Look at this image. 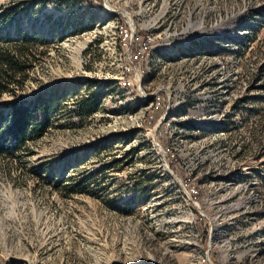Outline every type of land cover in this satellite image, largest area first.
Returning a JSON list of instances; mask_svg holds the SVG:
<instances>
[{
  "label": "rangeland",
  "instance_id": "1",
  "mask_svg": "<svg viewBox=\"0 0 264 264\" xmlns=\"http://www.w3.org/2000/svg\"><path fill=\"white\" fill-rule=\"evenodd\" d=\"M104 2L0 0V41L49 40L32 70L36 42H16L29 69L0 136L8 103L33 125L51 105L0 158V264H264V0ZM121 13L145 34L130 82Z\"/></svg>",
  "mask_w": 264,
  "mask_h": 264
},
{
  "label": "trees",
  "instance_id": "2",
  "mask_svg": "<svg viewBox=\"0 0 264 264\" xmlns=\"http://www.w3.org/2000/svg\"><path fill=\"white\" fill-rule=\"evenodd\" d=\"M143 33L140 32V36H144L145 34L143 35ZM20 41L23 44L36 42V48H34L33 50L30 49L31 47L29 48L31 70L33 68V61L35 60V57H37L36 54L39 51L38 47L42 46L44 43L49 42V40L44 38V36L38 37L36 33L29 32H22V34L17 35L16 40H12L9 38L6 41H0L4 42V44L0 48V95L3 91L14 92V89L10 87L9 83L18 81V74H24V72L29 69L28 66H25V64L23 65V62H26V59H24V61H21V57L23 56L24 51L27 50V48L18 47L16 42ZM132 47L133 50H136L134 44L132 45ZM24 56H26V53ZM48 101V98L44 99L41 111V114H43V118L42 121L38 123L40 125H33L32 123V113L37 110V106L33 105V107H31L28 104H25L23 101H16L7 104L9 108L8 115L11 118V123L5 128L4 134L0 136V158L11 156L26 144L27 140L31 138V135L39 137L42 134L43 130H45L49 126L51 117V105L48 103ZM148 101L149 100H147V102ZM3 118L4 114L0 111V119ZM197 201L199 204H201L200 194L197 195ZM197 225L199 231V239L202 242L203 247H206V240L208 236V225H206V220L203 217L198 216Z\"/></svg>",
  "mask_w": 264,
  "mask_h": 264
},
{
  "label": "built area",
  "instance_id": "3",
  "mask_svg": "<svg viewBox=\"0 0 264 264\" xmlns=\"http://www.w3.org/2000/svg\"><path fill=\"white\" fill-rule=\"evenodd\" d=\"M97 1H98V3H100L103 6L106 5L104 0H97ZM122 18H123V21H124V29L126 31L125 40H127V47H128V51L126 53L130 54L131 68H129V71H128L127 75H126L128 77V79H129V82H130V80H136V79H134V70H135V67H136V64H137L136 63V57L143 56V53L136 54V53L130 51L129 44H138L139 43V38H142V37L140 36V32L137 29L131 28V21L129 20L128 16H125V14H122ZM9 38L11 39V37H9ZM161 46L165 47L163 45L162 41H161ZM136 88H137L138 91L141 92V90L139 89V84L138 83H137V87ZM156 99H161L162 100V108H161V112L159 113V115L156 116V118H155V129H154L155 138L157 140H159L160 147L162 148L163 151H165L166 160H171L172 165H174L173 158L168 157V153L166 152L165 145L163 144V137H159L158 128H157V123H162V116L165 115V113L167 112L166 111V108L168 107L167 99H165L164 95L157 94L156 98L155 99H150V101L156 100ZM175 173L177 175V169L176 168H175ZM191 197H192V195H191ZM197 208H198V206H197ZM200 210L198 208V213L200 214L201 217H203V214L201 213ZM208 233H209V231H208ZM212 264H214L213 261H212Z\"/></svg>",
  "mask_w": 264,
  "mask_h": 264
},
{
  "label": "water",
  "instance_id": "4",
  "mask_svg": "<svg viewBox=\"0 0 264 264\" xmlns=\"http://www.w3.org/2000/svg\"><path fill=\"white\" fill-rule=\"evenodd\" d=\"M167 175L171 178V179H177V177L175 176V175H173L168 169H167ZM178 180V179H177ZM199 210H200V208H199ZM201 211V213L203 214V211L202 210H200Z\"/></svg>",
  "mask_w": 264,
  "mask_h": 264
},
{
  "label": "bare ground",
  "instance_id": "5",
  "mask_svg": "<svg viewBox=\"0 0 264 264\" xmlns=\"http://www.w3.org/2000/svg\"><path fill=\"white\" fill-rule=\"evenodd\" d=\"M124 12L126 13V11H124ZM125 13H124V14H125ZM132 50H133V49H132ZM123 84H124V85H126V84H127V82H126V81H124V83H123Z\"/></svg>",
  "mask_w": 264,
  "mask_h": 264
}]
</instances>
